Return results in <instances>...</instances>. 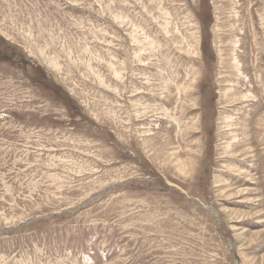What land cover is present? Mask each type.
Masks as SVG:
<instances>
[{"label":"rangeland","instance_id":"obj_1","mask_svg":"<svg viewBox=\"0 0 264 264\" xmlns=\"http://www.w3.org/2000/svg\"><path fill=\"white\" fill-rule=\"evenodd\" d=\"M0 264H264V0H0Z\"/></svg>","mask_w":264,"mask_h":264}]
</instances>
